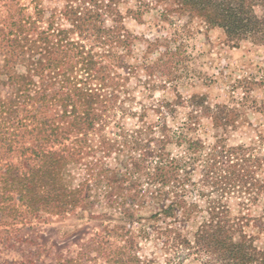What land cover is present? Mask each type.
Returning a JSON list of instances; mask_svg holds the SVG:
<instances>
[{
	"label": "trees",
	"instance_id": "trees-1",
	"mask_svg": "<svg viewBox=\"0 0 264 264\" xmlns=\"http://www.w3.org/2000/svg\"><path fill=\"white\" fill-rule=\"evenodd\" d=\"M134 1L124 12L129 0H65L51 10L40 0H0V264H37L46 248L42 226L96 204L103 206L97 218L116 212L120 222L55 264H188L190 257L200 264H264L245 217L231 207L264 196V122L248 141L227 138L243 121L247 97L232 106L193 95L177 127L167 122L172 104L163 103L155 123L122 129L116 138L105 134L121 103L117 70L128 68L125 56L138 41L127 15L140 20L153 3H164L168 15L174 5L224 28L234 44H264L258 0ZM175 55L166 50L147 71L170 80ZM256 111L264 120V101ZM201 118L210 120L212 141L198 135ZM144 208H152L150 215L136 217ZM152 237L166 252L162 263L141 254L139 239ZM28 241L29 259L7 257Z\"/></svg>",
	"mask_w": 264,
	"mask_h": 264
},
{
	"label": "rangeland",
	"instance_id": "rangeland-1",
	"mask_svg": "<svg viewBox=\"0 0 264 264\" xmlns=\"http://www.w3.org/2000/svg\"><path fill=\"white\" fill-rule=\"evenodd\" d=\"M32 0H21L30 5ZM65 0H40L46 10L60 9ZM125 5V6H124ZM134 0L123 3L134 8ZM174 9L165 14L164 3H153L140 20L126 16L125 25L138 37L132 51L125 56L128 68L117 70L122 75L121 103L117 117L105 131L110 138H116L122 129L129 133L157 120L158 108L163 103H171L173 112L167 115L168 125L177 127L186 120L191 107L186 104L193 95L205 96L208 104L225 103L238 106L242 97H247L243 105V121L238 130L227 134L228 142L236 144L248 141L257 126L264 120L256 111L264 101V44L253 39L234 44L228 40L225 29L210 25L201 18L190 17ZM255 12L264 17V0H258ZM175 52L170 80L159 72L149 74L147 67L164 58V52ZM245 91V92H244ZM257 105V106H256ZM145 114L144 122L140 116ZM198 135L206 140L214 139V130L209 119L201 118ZM176 153L175 149L173 150ZM114 163V160L111 161ZM200 203L204 205L201 199ZM235 214L245 217L247 234L252 236L256 245L264 250V196L257 204L237 205L231 201ZM103 206L96 204L78 209L76 213L66 216L61 221L52 219L42 226L40 242L45 250L37 264H55L57 256L75 255L80 246L94 237L97 230L102 232L105 225L120 222L119 214H109L97 218ZM152 208L136 211V217H148ZM95 214V215H94ZM142 223L134 224L138 231ZM193 224L189 229H194ZM25 236L30 232L26 229ZM190 234V233H189ZM142 243L141 254L159 257L162 263L166 257L161 242L152 237L139 239ZM33 247L25 242L6 252L10 260L26 261L30 258ZM188 264H200L190 257Z\"/></svg>",
	"mask_w": 264,
	"mask_h": 264
}]
</instances>
